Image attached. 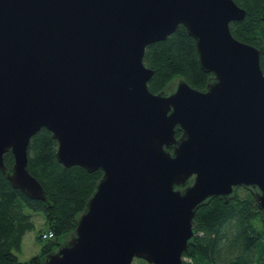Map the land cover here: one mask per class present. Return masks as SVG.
Here are the masks:
<instances>
[{"label": "water", "instance_id": "1", "mask_svg": "<svg viewBox=\"0 0 264 264\" xmlns=\"http://www.w3.org/2000/svg\"><path fill=\"white\" fill-rule=\"evenodd\" d=\"M245 14L234 0H0V169L50 203L27 156L45 127L59 162L102 170L40 264H184L196 209L239 186L264 220V72L259 48L230 30ZM178 24L212 75L153 92L145 47Z\"/></svg>", "mask_w": 264, "mask_h": 264}, {"label": "trees", "instance_id": "2", "mask_svg": "<svg viewBox=\"0 0 264 264\" xmlns=\"http://www.w3.org/2000/svg\"><path fill=\"white\" fill-rule=\"evenodd\" d=\"M234 1L246 14L231 21L230 30L236 38L259 48L264 72V0ZM143 61L153 69L147 82L153 92L162 90L176 76L204 88L212 75L199 66L195 40L183 24H178L164 39L149 43ZM56 148L57 140L45 127L31 136L27 146L28 168L43 185L50 203L14 187L0 169V264H40L42 255L55 249L74 229L76 216L85 208L102 176L100 168L88 171L81 165L62 164L56 158ZM3 160L10 170L14 161L10 149L3 154ZM25 206L42 212L52 235L42 242L37 253L21 260L15 251L21 248L24 233L34 226ZM193 226V241L182 253L184 264H264V220L246 187H237L227 200L215 196L200 205L193 216ZM43 232L37 234L40 239L44 238Z\"/></svg>", "mask_w": 264, "mask_h": 264}, {"label": "rangeland", "instance_id": "3", "mask_svg": "<svg viewBox=\"0 0 264 264\" xmlns=\"http://www.w3.org/2000/svg\"><path fill=\"white\" fill-rule=\"evenodd\" d=\"M239 191L240 193H243L242 189ZM24 211L31 214V219L33 220L34 226L24 233L21 241V248L15 251L18 258L21 260L30 258L40 250L42 242H45L47 237L40 239L37 234L41 231H48V226L44 221V216L41 211H34L28 206L24 207ZM131 264H145V262L139 257H135L133 258Z\"/></svg>", "mask_w": 264, "mask_h": 264}, {"label": "built area", "instance_id": "4", "mask_svg": "<svg viewBox=\"0 0 264 264\" xmlns=\"http://www.w3.org/2000/svg\"><path fill=\"white\" fill-rule=\"evenodd\" d=\"M52 235V232L51 231H48V232H43L42 236L45 238V237H50ZM185 259V257H184Z\"/></svg>", "mask_w": 264, "mask_h": 264}]
</instances>
